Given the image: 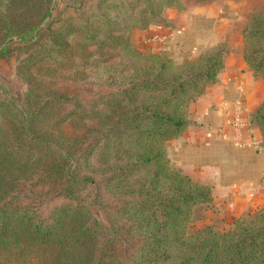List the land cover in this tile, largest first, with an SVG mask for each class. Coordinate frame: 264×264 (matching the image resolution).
<instances>
[{"label": "trees", "instance_id": "1", "mask_svg": "<svg viewBox=\"0 0 264 264\" xmlns=\"http://www.w3.org/2000/svg\"><path fill=\"white\" fill-rule=\"evenodd\" d=\"M180 1L65 0L72 11L62 17L61 8L52 15L56 0H0V57L19 55L24 86L16 96L0 83V264H264V204L227 228L194 227L192 207L210 204V185L172 166L165 151L228 50L214 43L177 59L135 46L131 31L166 24L164 8ZM239 31L248 68L264 78V4ZM89 73L108 86L87 106L52 84ZM247 119L264 149V99ZM92 173L119 198L105 218L79 199L54 204L48 218L23 201L34 183L75 198ZM118 226L136 240L128 263L116 253Z\"/></svg>", "mask_w": 264, "mask_h": 264}, {"label": "crops", "instance_id": "2", "mask_svg": "<svg viewBox=\"0 0 264 264\" xmlns=\"http://www.w3.org/2000/svg\"><path fill=\"white\" fill-rule=\"evenodd\" d=\"M234 3L206 0L181 9L168 6L162 12L166 24L131 33L142 47L177 59L225 41L228 50L216 79L188 104L191 121L166 141L172 162L210 185V208H204L202 219L211 221L208 216L214 215L222 224L264 204V149L258 127L247 119L264 99V78L255 76L242 56Z\"/></svg>", "mask_w": 264, "mask_h": 264}, {"label": "rangeland", "instance_id": "3", "mask_svg": "<svg viewBox=\"0 0 264 264\" xmlns=\"http://www.w3.org/2000/svg\"><path fill=\"white\" fill-rule=\"evenodd\" d=\"M64 1L65 0H56L57 8L53 9L52 15L58 12V9L60 8L63 9V12L60 11L58 15H61L62 17L64 16V13H70L72 11L71 8H65L66 11L64 12ZM180 3H181L180 5L182 6L178 7V9L184 8L186 5L193 4L194 0H181ZM263 4H264V0H235V3H234L235 8H232L233 11L235 10L236 12V17L234 18L235 23H237V25H240L241 27L244 24L248 13H250L251 11L255 9L260 8L261 6H263ZM131 38H132V35H131ZM241 40H242V36H241ZM218 43L225 44V41L220 40L215 44H218ZM134 44L135 46L140 47L142 49H147L145 47H142L139 43L135 41H134ZM215 44H212V45H215ZM206 46H210V45H206ZM201 48H199L195 52L189 53V55H193L197 53ZM171 56L174 57L173 55ZM18 59H19V55L15 53H12L11 55L7 57H0V83H2L8 91H10L16 96H19L21 91L24 88L22 81H20L15 74V66H16ZM75 68L80 69V67L78 66H75L73 68H67V69L69 71H73ZM53 71H64V66L56 67L55 69H53ZM90 71H93V70L91 69ZM96 71H98L97 68H96ZM94 74L89 73L88 76L84 77L83 81H76V80L56 76L52 78V84L63 92L73 94V96H75L82 103L83 106H87L88 102L96 95L97 92L102 91L106 86H108L105 82H102V81L100 82L99 80H97L98 78L94 76ZM65 106L66 104H63L62 107L60 108V111L63 110ZM62 126L65 128L66 131H69V132L79 131V130H75V128H73L68 122L63 123ZM166 141H165V151L169 158L170 164L182 170L181 167L175 165L170 159V156L168 155L167 150H166ZM92 177H93V181L85 184L84 187L80 191H78L77 196L75 198H70L67 196H62V195L57 194L52 188L53 186L48 183H34V186L32 187V189L23 190L24 195L22 196V198H23V201H29V202L34 203L40 215L44 218H48L50 210L54 204L60 201H74L75 199L86 201L87 203L90 204L92 209L101 218H105L102 212L104 209V206L115 204L116 202H118L119 198H116L110 192H108L106 187L103 185L101 174L92 173ZM205 207L210 208V204L209 205L200 204L197 206L194 205L192 207L191 215L192 217H194V220L192 222L194 227H199L205 223H210L216 229H222V228H227L230 225L231 221L233 220L232 219L227 224H222L220 221H218L217 216L206 215L208 216V220H211V221H204L202 219V215L205 213L204 212ZM136 246H137L136 240H134L132 236L128 235L127 232L125 233L123 227H119L118 238L116 242V253H117L118 258L123 263H128L130 259L132 258L133 251Z\"/></svg>", "mask_w": 264, "mask_h": 264}]
</instances>
